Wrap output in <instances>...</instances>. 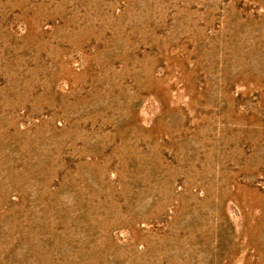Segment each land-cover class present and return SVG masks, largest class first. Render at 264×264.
<instances>
[{
  "label": "rangeland",
  "instance_id": "obj_1",
  "mask_svg": "<svg viewBox=\"0 0 264 264\" xmlns=\"http://www.w3.org/2000/svg\"><path fill=\"white\" fill-rule=\"evenodd\" d=\"M0 264H264V0H0Z\"/></svg>",
  "mask_w": 264,
  "mask_h": 264
}]
</instances>
